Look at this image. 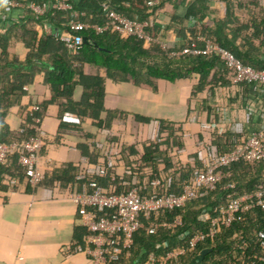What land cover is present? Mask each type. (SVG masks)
<instances>
[{
    "label": "trees",
    "instance_id": "16d2710c",
    "mask_svg": "<svg viewBox=\"0 0 264 264\" xmlns=\"http://www.w3.org/2000/svg\"><path fill=\"white\" fill-rule=\"evenodd\" d=\"M1 1V0H0ZM147 0H76L75 10L86 12L89 21L100 23V6L108 3L114 10L130 19L148 20L157 8L149 9ZM176 1H168L175 3ZM188 7L185 17L171 18L172 24H181L190 17H210L214 15L208 10V0H193ZM227 1V0H224ZM238 0H235L237 3ZM193 3V2H192ZM230 4V5H229ZM232 4L226 2L224 17L212 20L210 24H200L195 33H189V39L202 35L212 39L220 47L229 50L244 65L254 69L264 70V7H258L256 12L249 14L247 22H240L233 13ZM238 6V5H237ZM14 17V16H13ZM15 18V17H14ZM69 18L68 12L51 11L42 17H34L25 12L21 20L15 18L10 27L0 29V143L21 142L31 137L33 118L42 119L45 107L22 117L23 124L19 132H13L5 123L7 110L14 100L25 94L27 86L31 85L37 75L43 72L46 85L49 87L51 99L45 104H57L60 132L65 130L68 117L75 120L88 118L95 128L103 129L104 120L100 118L104 101V79L100 76L85 75L84 66L97 68L105 73V77L115 82L130 81L134 86L152 92L158 91V81L170 84L178 80L197 78V84L192 90L193 96L208 94L213 96L220 89L230 87L231 73L224 66L219 56H177L169 58L166 52L156 43L149 47L137 38L121 39L116 34L93 35L82 33L88 39L77 54L68 53L64 45L54 39L53 31L63 29V24ZM41 30V33H39ZM147 32L155 39L154 27ZM20 40L27 49L24 60H19L10 52L11 43ZM243 87L248 85L242 84ZM239 86V85H238ZM252 86V85H251ZM77 87L81 88L79 101H73ZM242 87V86H240ZM110 115L116 112H107ZM147 121V120H146ZM158 134L155 140L143 146L142 152H136L133 147L122 146L117 141L104 140L107 145L116 144L120 162L124 163L123 174L118 176L113 167L105 162L106 173L102 177H93L101 188L114 192H125L130 187L133 178L139 183L148 173V181H158V186H148L144 194L179 193L183 182L192 177L200 168L198 158L193 163L174 164V150H182L180 137L175 136V129L160 120ZM170 126V127H169ZM166 131V136H162ZM60 137H56V139ZM237 138V137H235ZM230 140L229 150L236 142ZM102 143V144H103ZM229 143V142H228ZM227 144V142H226ZM215 147L221 145L218 139ZM96 154L99 150L95 146ZM225 150V151H227ZM223 151V152H225ZM222 152V151H221ZM88 161L91 164L89 157ZM67 168L63 174L55 175L62 190L71 191L79 186L81 190L88 184L89 179L77 181L78 171L69 174ZM68 172V174H67ZM229 177L222 179L216 189L203 198L192 200L180 209L159 213L145 222L144 228L135 232L131 247L121 254L117 262L106 264H264V210L255 209L243 214L229 227H216L215 235L208 237L210 222H202L199 216L208 209L210 219L217 217L215 209L222 206L224 195L231 191L236 195L256 191L264 184V162L259 164L237 163L228 170ZM65 175L68 177L66 180ZM24 176L23 169L17 164L16 156H12L5 164L0 165V182L5 177L20 178ZM227 184H234L232 190H224ZM140 185V184H139ZM180 216L182 225L172 229L158 228L154 234H148L147 224L161 221H171ZM200 233L201 239L193 249L188 243ZM178 247L185 248L184 254L165 262L160 257Z\"/></svg>",
    "mask_w": 264,
    "mask_h": 264
},
{
    "label": "crops",
    "instance_id": "0c3cea01",
    "mask_svg": "<svg viewBox=\"0 0 264 264\" xmlns=\"http://www.w3.org/2000/svg\"><path fill=\"white\" fill-rule=\"evenodd\" d=\"M206 2L209 12L214 15L203 18L195 15L178 25L172 24L171 18L183 19L194 1L178 0L158 5L148 18L157 35V43L166 45L170 51H179L186 46L189 33H195L200 24H210L213 18L224 17L226 2L232 4L233 13L240 22H247L250 13L264 7V0ZM14 17L22 19V16ZM14 17L7 21L9 26L1 23L0 29L1 26L10 27ZM10 52L24 60L27 49L17 40L11 43ZM82 71L85 75L104 79L105 111L100 115L104 120L103 129L95 128L91 119L79 121L70 116L65 119L68 123L65 130L60 132L57 104L45 106L51 93L43 72L6 112L5 123L11 131L19 132L23 116L27 118L35 106L45 107L40 121L45 132V145L38 163L44 179L37 187L30 186L24 176L16 178L17 184L13 186L5 180L0 182V264H96L86 251V231L79 223L77 209L67 198L66 190L60 187L55 191L58 182L54 180L55 175L63 174L64 168L70 170L69 174L78 171L81 158L89 157L91 162L99 163L96 144L106 139L117 141L140 153L144 145L155 140L158 121L162 120L175 129L176 137L181 138L182 151L172 154L185 165L199 158L203 144L210 143L217 152H223L230 147V140L247 136L264 122V90L260 86L243 87L230 83L229 88L219 89L213 96L196 97L192 90L197 78L178 80L173 84L158 81V91L152 92L138 88L130 81L109 80L97 68L84 66ZM80 94L81 88L77 87L73 101H79ZM166 134L164 131L162 136ZM218 139L221 145L215 147L213 144ZM123 166V162L116 166L118 176L123 174ZM71 191L82 190L76 186Z\"/></svg>",
    "mask_w": 264,
    "mask_h": 264
},
{
    "label": "built area",
    "instance_id": "2783aa9c",
    "mask_svg": "<svg viewBox=\"0 0 264 264\" xmlns=\"http://www.w3.org/2000/svg\"><path fill=\"white\" fill-rule=\"evenodd\" d=\"M176 0H147L149 9L155 8L161 3ZM76 0H1L0 24L10 25V18L23 16L25 12L34 17H42L51 11H63L69 13V18L63 24V29H55L53 37L60 41L68 53L75 55L84 44L82 33L103 35L116 34L121 39L137 38L144 42L145 47L152 43L158 44L169 58L177 56H207L216 55L221 58L226 69L231 73V83L234 85L260 86L264 90V70L254 69L244 65L229 50L220 47L212 39L202 35H196L186 46L179 51H170L166 45L157 43L148 32L151 27L149 20L130 19L114 10L108 3L100 6V23L89 21L84 11L75 10L73 4ZM39 110L38 106L32 108L33 112ZM41 119L33 118L32 129L34 134L21 142L0 143V165L5 164L9 158L16 156L17 164L24 171V178L32 187L39 186L44 174L39 169L38 163L41 151L44 148L45 132L40 126ZM117 145L98 143L97 149L104 157L105 162L113 167L120 163V156L116 151ZM179 154L182 150H174ZM198 160L200 168L195 174L181 185L179 193H151L144 194L148 186H158V181H148V173L139 183L136 178L131 181L130 187L125 192L116 193L112 188H101L93 177H102L106 173L105 162L89 163L88 159L81 158L80 168L76 180L89 179L82 191H66L67 198L77 209L79 223L86 231V251L96 264L117 262L121 254L132 245L135 232L144 228L145 222L159 213L180 209L186 203L205 197L214 191L223 178L229 177L228 170L237 163L259 164L264 162V122L261 126L248 134L238 138L235 144L225 152H217L209 143L203 144ZM8 185H16V178H4ZM140 184V185H139ZM234 184H227L224 190H232ZM60 189L55 184V191ZM225 203L215 209L217 217L210 219L213 209L204 211L199 220L210 222L207 236L215 235L216 227H229L243 214L255 210H264V184L256 191L243 195H236L231 191L224 195ZM182 225L180 216L171 221L155 222L147 224L148 234H154L158 228L172 229ZM202 235L197 233L188 243L189 249H193ZM185 248L178 247L160 257L161 262L184 254ZM264 257V253H263ZM148 264H155L150 262Z\"/></svg>",
    "mask_w": 264,
    "mask_h": 264
},
{
    "label": "rangeland",
    "instance_id": "374dc122",
    "mask_svg": "<svg viewBox=\"0 0 264 264\" xmlns=\"http://www.w3.org/2000/svg\"><path fill=\"white\" fill-rule=\"evenodd\" d=\"M101 156L102 155L100 154V151H99L98 152V158H99L98 162H101ZM170 156L172 157V161H173L174 164H178L180 162V160L178 159L177 155L171 154ZM96 163H97V161H96Z\"/></svg>",
    "mask_w": 264,
    "mask_h": 264
},
{
    "label": "water",
    "instance_id": "95a60500",
    "mask_svg": "<svg viewBox=\"0 0 264 264\" xmlns=\"http://www.w3.org/2000/svg\"><path fill=\"white\" fill-rule=\"evenodd\" d=\"M84 43H88V39L87 38H84Z\"/></svg>",
    "mask_w": 264,
    "mask_h": 264
}]
</instances>
